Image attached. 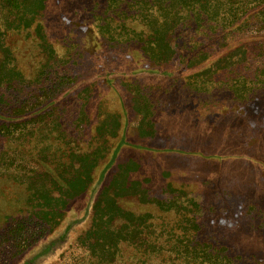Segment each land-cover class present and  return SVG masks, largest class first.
I'll use <instances>...</instances> for the list:
<instances>
[{
	"label": "rangeland",
	"instance_id": "374dc122",
	"mask_svg": "<svg viewBox=\"0 0 264 264\" xmlns=\"http://www.w3.org/2000/svg\"><path fill=\"white\" fill-rule=\"evenodd\" d=\"M255 1L264 0H224L227 7H240L212 14L230 22ZM180 5L179 0H47L38 17L41 30L28 12L22 19L20 10H0V110L20 107L41 114L10 135L0 134V264H19L23 258H33L30 264H264V14L251 11L239 27L213 24L206 30L194 23L196 9ZM166 6L167 11L160 8ZM153 14L178 20L171 27L174 38H165L161 48L150 43L160 36L148 30L165 27L153 24ZM24 23L30 25L19 29ZM199 47L187 55L186 49ZM12 65L19 75L6 72ZM182 67L192 74L167 75ZM112 71L122 75L108 85L102 77ZM130 85L149 114L154 111V124L147 126L145 113L131 108L138 104ZM81 104L89 115L76 113ZM108 112L122 115L120 133L128 134V141L147 147L137 152L143 160L137 178L155 175V191L169 180L201 195L192 212L142 209L164 218L167 230L205 245L192 243L177 252V237L164 231L148 241L161 244V250L144 255L113 234L102 236L103 223L83 238L91 226L90 219L84 226V219L92 214L104 177L130 151L125 145L116 156L106 155L84 194L63 172L74 157H64L90 151V127ZM138 132L147 136L138 138ZM151 149L158 151L155 160L149 159ZM165 171L171 177L161 179ZM121 202L131 209L136 205ZM71 208L63 218L77 221V229L59 240L52 254L34 256L57 239L54 232L63 226L53 225L55 215ZM115 245L121 246L118 252Z\"/></svg>",
	"mask_w": 264,
	"mask_h": 264
},
{
	"label": "trees",
	"instance_id": "16d2710c",
	"mask_svg": "<svg viewBox=\"0 0 264 264\" xmlns=\"http://www.w3.org/2000/svg\"><path fill=\"white\" fill-rule=\"evenodd\" d=\"M181 1L180 7H188L190 9H196L198 11L197 20L194 22L196 23L198 27H206V30H212V28L215 26L213 24H220L223 27H226L229 25H236V27H239L242 25L241 23V17L244 15H247L251 11L258 10V15L264 14V1H255L251 5H247V7L243 10V14L241 16H235L233 17L230 22L227 21V17L224 16L221 13H216V15L212 14V10H231V9H238L240 6L237 5L235 7H227L225 5L224 0H179ZM243 3V2H242ZM250 3L245 2L244 4ZM47 0H32L30 2L21 0V3H18V0H2V3L0 4V10L4 11L5 14L11 13L14 8L16 10H20L18 13L20 17L23 19L25 13H30L32 18L30 22L33 23L35 21L36 30H41L43 28L40 18H38L44 9L46 8ZM105 4H107L105 2ZM178 6V5H175ZM169 6H166L165 8L160 7L162 10L167 11ZM24 8V11H23ZM205 11V12H203ZM257 13V12H256ZM258 15L253 16L252 18L257 17ZM153 18V21L155 26L157 23L163 24L165 27L161 29H149L148 32L151 34L152 32H158L159 38H154V41H150V43H156L161 48V42L163 43V40L165 38H174L175 31H172L171 27L174 26L178 22L176 19L175 21L170 20L169 22L161 20L162 18H159L157 14L151 15ZM239 17V19H238ZM249 17L248 19H252ZM216 19V22L213 23ZM229 22V23H228ZM30 24L24 23L21 26H19V29L26 28ZM160 26V25H158ZM159 30H164L163 33H161ZM153 34V33H152ZM39 41L41 39L45 41L44 37L40 35ZM175 40V39H173ZM167 50H168V45ZM175 46V45H174ZM8 48V47H7ZM201 48L198 49H186L188 50L187 55H190L192 52H199ZM170 50V47H169ZM171 49L170 52L172 53ZM175 51V50H174ZM9 53H14L12 49L9 50ZM1 65V63H0ZM159 65V64H157ZM158 67V66H157ZM165 67L159 66L158 71H161L162 73L165 72ZM190 69L186 67H182L178 69L179 73H169L167 74L169 77H181L186 76L189 77ZM8 74H14L19 75V70L15 65H12L11 67L7 68ZM111 73H108V75L103 76L102 79L105 83L108 85L111 83L112 85L114 83H117L118 78L122 75H115ZM195 74V72H193ZM120 74V73H118ZM193 74V75H194ZM130 89H133L134 86L130 85ZM135 94H134V103L138 105H134L131 108L135 110V112L139 115L141 113H145L146 125L149 126L150 124H154L155 120L153 117L154 111L150 112L148 111V108H146L145 105H141L140 102H143V98L140 99V96L136 95L138 94V89L135 86ZM131 91V90H129ZM88 100L91 99V94L89 93L87 95ZM133 101V100H132ZM7 104H10L9 102ZM85 104H81L80 108L76 113L79 114H86L89 115L88 109H86V106L84 108ZM145 108V109H143ZM6 110V109H5ZM0 110V134L3 136L10 135L12 133V130L16 131L19 126L23 124H30L36 122V120L40 117V111L39 109H29V110H23L20 109V107H16L13 110H6V111ZM85 111L84 112H82ZM145 110V111H144ZM99 115V114H96ZM95 115V116H96ZM142 115V114H141ZM151 118V120H149ZM108 120V121H107ZM109 121H114V124L112 127H108L107 123ZM93 123L94 121L91 120ZM122 128V115L118 112H108L104 115L103 119H100L94 126L92 125V128L90 127V134L89 137H92V140L94 141V144L91 145L89 148V152H81V151H69L64 157V159H69V156L74 157V160L71 162H68L67 167H63V172L67 174V178L69 179V182L74 184L76 183L79 192L81 194H84L88 188L91 186L93 181L95 180L96 175V169L98 165L101 164L102 161H104V157L107 155L110 156V154L113 156H116L118 154V150L128 146L129 147V154L123 155L122 158H126L124 163L122 161L114 163V171L110 173L109 177H104L102 181V185L100 186L97 197L95 199L94 205L92 207V214L89 213L86 214V217L84 220V226H86V223L90 221V227H88L84 233L83 238L87 239L89 236H91L96 228L99 229L101 223H103V227L100 229V234L102 236H106L107 234H113V237L118 239L120 241V244H123L124 242L132 246V251L136 253H142V254H150L154 253L155 251L161 250V244H158V246L152 242L148 243V241L151 240V237L155 240H157V237L161 236L164 231H168V233H171L176 238L177 244L176 245V251L181 252L182 250H187L189 246L192 243H195L197 245H205L206 242L198 243V241H192V239H188L186 236H179L175 234V232L172 231L173 228L166 229L167 224L165 223V219L160 217L159 215L153 213L150 210L142 209L140 205H153L158 207L159 211H170L172 210L174 213H178V211H184V212H192L191 209H197L199 207L198 201L201 198V195L198 193H190L185 187H179L177 185H174L171 181L166 180L165 183H162L158 187V189L155 191L153 187L154 183V176L148 177L146 175H143L140 178H137L136 175L139 172H142L143 170V160L142 155H138L137 152L147 150L146 148H140L141 146L137 145L136 143H133L131 141H128L129 135L126 133H120ZM138 138L146 137L147 135H141L140 132L136 133ZM131 144V147L129 146ZM151 155H149V159H154L156 157V153H158L157 150L151 149ZM161 151L164 153H167L169 150L166 148H163ZM155 160V159H154ZM54 171L56 169H53ZM57 176L60 174L56 171ZM261 176H263L261 174ZM161 179H168L171 177V173L168 171L162 172L160 174ZM264 177V176H263ZM63 179H66L63 176ZM71 188V187H70ZM74 188L72 187V190ZM222 193L223 190H222ZM130 199L132 201L136 202V205L134 208H130V204L126 206L124 202L121 201ZM228 209L232 208V205L227 206ZM69 209L67 212L63 213L60 212L58 215H55V219L52 220L53 225L57 226H63L61 230H56L54 232V235L57 236V239H55L52 243H48L45 246H42L40 249V253L34 255H50L54 251V247L59 240H63L64 238H67L69 235L77 229V226L79 223L77 221H70L65 222L67 219V216L65 219L63 218L64 215L70 214ZM74 211H76L74 209ZM73 213V210H72ZM75 213V212H74ZM181 214V213H179ZM154 218L156 219L154 223ZM96 225V227H95ZM163 225H165V228H163ZM237 225V223H235ZM194 227L198 229V225L196 223H193ZM191 227V228H194ZM60 232V233H59ZM51 233V232H50ZM53 233V232H52ZM109 242V241H108ZM108 248L113 245H107ZM179 246V247H178ZM188 246V247H187ZM120 245H115V250L118 252ZM113 257L117 255V253H112ZM33 258H30L27 260V258H23V261L19 264H30Z\"/></svg>",
	"mask_w": 264,
	"mask_h": 264
}]
</instances>
